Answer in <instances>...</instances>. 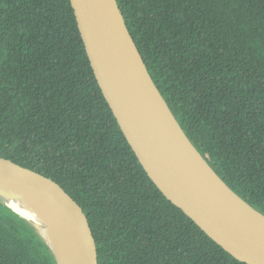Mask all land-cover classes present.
Segmentation results:
<instances>
[{
    "label": "trees",
    "instance_id": "trees-1",
    "mask_svg": "<svg viewBox=\"0 0 264 264\" xmlns=\"http://www.w3.org/2000/svg\"><path fill=\"white\" fill-rule=\"evenodd\" d=\"M208 166L264 216V0H116ZM0 159L83 212L98 264H244L153 184L97 84L69 0H0ZM0 264H56L0 204Z\"/></svg>",
    "mask_w": 264,
    "mask_h": 264
},
{
    "label": "water",
    "instance_id": "water-1",
    "mask_svg": "<svg viewBox=\"0 0 264 264\" xmlns=\"http://www.w3.org/2000/svg\"><path fill=\"white\" fill-rule=\"evenodd\" d=\"M69 1L97 84L149 179L169 202L233 258L244 264H264V236L243 222L215 194L202 188L172 154L162 138L156 121L138 90L128 62L129 56L138 58L140 71L170 115H173L147 72L116 0ZM173 119L177 130L189 142L174 117ZM189 144L193 147L190 142ZM193 149L208 166L197 150L194 147ZM208 168L237 200L264 219L263 215L246 204L209 166ZM0 187L43 209L51 216L54 225L68 239L66 264H98L94 240L83 212L57 185L0 159ZM9 209L29 221L12 208ZM34 230L37 232L35 228ZM37 234L39 235L38 232ZM46 245L58 264L53 251Z\"/></svg>",
    "mask_w": 264,
    "mask_h": 264
},
{
    "label": "bare ground",
    "instance_id": "bare-ground-1",
    "mask_svg": "<svg viewBox=\"0 0 264 264\" xmlns=\"http://www.w3.org/2000/svg\"><path fill=\"white\" fill-rule=\"evenodd\" d=\"M134 80L142 99L152 113L162 138L168 144L172 154L182 164L185 170L193 175L197 183L204 189L209 190L214 196L220 198L232 209L243 222L249 224L257 233L264 236V219L251 212L232 195L229 190L212 173L208 166L199 157L185 137L177 130V125L165 105L149 85L147 78L140 71V61L137 57H128ZM156 94V95H155ZM217 194V195H216ZM0 204L7 205L14 212L24 216L29 223L43 237L57 258L58 264H66L68 261V239L65 233L54 225L51 216L43 209L27 202L26 200L10 193L0 187Z\"/></svg>",
    "mask_w": 264,
    "mask_h": 264
}]
</instances>
